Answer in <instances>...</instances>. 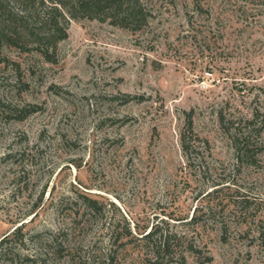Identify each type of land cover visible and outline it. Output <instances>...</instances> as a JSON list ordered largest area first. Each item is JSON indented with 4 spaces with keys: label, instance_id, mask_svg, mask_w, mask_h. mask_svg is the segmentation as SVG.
<instances>
[{
    "label": "rangeland",
    "instance_id": "obj_1",
    "mask_svg": "<svg viewBox=\"0 0 264 264\" xmlns=\"http://www.w3.org/2000/svg\"><path fill=\"white\" fill-rule=\"evenodd\" d=\"M142 2L141 31L81 18L52 61L3 49L20 69L0 64V264H80L124 219L192 236L187 264H264V0ZM75 191L104 202L99 220L72 238L79 254L45 258Z\"/></svg>",
    "mask_w": 264,
    "mask_h": 264
},
{
    "label": "trees",
    "instance_id": "obj_2",
    "mask_svg": "<svg viewBox=\"0 0 264 264\" xmlns=\"http://www.w3.org/2000/svg\"><path fill=\"white\" fill-rule=\"evenodd\" d=\"M81 18L101 22L110 20L137 32L147 25L148 13L142 0H0V64L10 65L14 73L20 69L18 60L3 55L5 48L16 49L19 53L35 48L47 61H52V54L58 42L66 37L70 20ZM188 141L187 135L184 134L182 136L184 149L189 148ZM242 154L247 155L248 151L244 149ZM9 156L11 154L6 155ZM104 206L103 201L92 197L87 191H75L73 197H61L55 206V213L68 220L69 225L58 227L51 236L52 247L46 250L45 258L47 255L56 258L70 253L72 255L73 251L80 252L82 248L79 249L78 246L81 243H72V238L83 228H88L93 222L98 221ZM30 213L33 214L31 218L36 214ZM200 218L201 215L193 212L189 219L184 217L177 220L195 223ZM124 220L125 226L115 229L111 237L116 243L115 248L111 246L107 249L102 248L98 237L94 241V248L82 261L79 260L80 264H187L182 245L192 252L200 253L192 236L170 231L163 220L149 228L139 227L137 223ZM220 222L221 232L226 234L229 224L225 219ZM20 229V225L15 227L14 234L19 233ZM257 233L260 249L264 252V224L259 226ZM121 238L125 240L121 241ZM223 240H227V237H223ZM8 241L9 236L0 239L4 247ZM130 244L135 246L130 247L128 252L129 248L126 247ZM118 247H122L123 251L119 252ZM41 255L43 253L39 257L37 255L15 257L11 259V264H45L42 263ZM204 259L209 260L210 257L205 256ZM52 264L66 263L54 260ZM231 264L240 263L233 260Z\"/></svg>",
    "mask_w": 264,
    "mask_h": 264
}]
</instances>
